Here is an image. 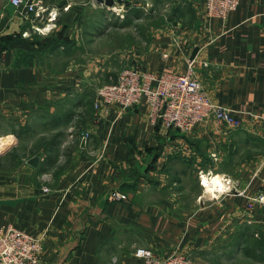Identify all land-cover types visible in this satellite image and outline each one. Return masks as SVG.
<instances>
[{
    "label": "crops",
    "instance_id": "crops-1",
    "mask_svg": "<svg viewBox=\"0 0 264 264\" xmlns=\"http://www.w3.org/2000/svg\"><path fill=\"white\" fill-rule=\"evenodd\" d=\"M139 2L112 19L104 1L42 0L44 16L25 18L0 0V138L14 139L0 152V227L37 238L42 264H142L137 247L215 264L263 253L264 206L246 203L264 175V0L224 16L207 0ZM126 64L190 68L239 127L165 128L145 100L95 107Z\"/></svg>",
    "mask_w": 264,
    "mask_h": 264
},
{
    "label": "built area",
    "instance_id": "built-area-1",
    "mask_svg": "<svg viewBox=\"0 0 264 264\" xmlns=\"http://www.w3.org/2000/svg\"><path fill=\"white\" fill-rule=\"evenodd\" d=\"M9 1L16 8H25V18H29V14L39 18L44 16L46 8L42 0ZM120 3L121 0H113L108 8L117 10ZM237 4L238 0H207L208 11L221 16L226 15ZM55 16L56 13L51 14L50 18ZM94 99L95 107L116 103L122 111L145 100L149 105V115L153 123L159 120L163 127L181 131L189 130L209 116L233 128L240 125V121L229 108L209 99L199 80L191 75L190 68L185 73L154 74L139 67H123L117 73L115 81L98 86ZM87 137L88 133L84 132L82 139ZM261 181V189L247 197L246 207L249 209L256 204L264 206V175ZM228 188L245 195V188L238 190L235 185ZM110 196L116 199L125 197L118 191H113ZM38 242L32 234L14 225L0 227V264H42L41 245ZM134 253L141 259L142 264H195L178 249L160 253L148 247H137Z\"/></svg>",
    "mask_w": 264,
    "mask_h": 264
},
{
    "label": "rangeland",
    "instance_id": "rangeland-1",
    "mask_svg": "<svg viewBox=\"0 0 264 264\" xmlns=\"http://www.w3.org/2000/svg\"><path fill=\"white\" fill-rule=\"evenodd\" d=\"M139 3H141V2H139V0H121V3L116 7V9L117 10H110L109 9V11L110 12H112L113 14H112V19L114 18V17H124V14L126 15V13L129 11L128 9H130V8H132V7H134V6H138L139 5ZM139 7H142L141 5H139ZM144 10H148V6H144V8H143ZM167 16H169V14H167V15H165V18H167ZM147 17V16H146ZM157 17H160V16H157ZM157 17L155 18L154 16L152 17V20H153V22H152V27H153V29H155L157 26H158V24L160 23V21L157 19ZM168 19V18H167ZM89 47H95L96 45L95 44H93V43H90V44H87ZM122 65V64H121ZM124 68H126V67H135V66H132V65H130V64H126V65H124L123 66ZM123 67H119L118 68V70L120 71L121 69H123ZM140 68V67H139ZM117 70V71H118ZM118 71V72H119ZM44 117H46V113L45 112H42L41 113ZM13 138L11 139V141H9L7 144H6V146L4 147V148H6L7 147V145L8 144H10L11 142H13ZM4 148H2V149H0V152L2 151V150H4ZM23 148V147H22ZM23 150V149H22ZM24 151V150H23ZM25 152H26V150H25ZM248 208V207H247ZM249 209V208H248ZM253 209V208H252ZM252 209H249V210H252ZM253 236V235H252ZM256 242V241H255ZM174 249H172V250H169V252H171V251H173ZM252 252H249L248 251V253H245L246 255L245 256H241L240 257V259H242L241 261H237V262H235V263H232V264H264V252L262 253H260V252H256V250H252V249H250ZM155 251V250H154ZM156 252V251H155ZM184 254H186L190 259H191V261H193V263H195V264H215V262L213 261V255H211V254H209V253H207V254H205V256L202 258L201 257V259L198 257V256H195V257H192L190 254H188V253H185V252H183ZM241 254V253H240ZM238 253H237V257H238ZM209 256L210 257H212V258H210L209 259ZM218 256V258H224L222 255L221 256H219L218 254L215 256V257H217ZM198 259H199V261H198ZM235 258H232L231 260H234ZM221 260H224V259H221Z\"/></svg>",
    "mask_w": 264,
    "mask_h": 264
},
{
    "label": "water",
    "instance_id": "water-1",
    "mask_svg": "<svg viewBox=\"0 0 264 264\" xmlns=\"http://www.w3.org/2000/svg\"><path fill=\"white\" fill-rule=\"evenodd\" d=\"M98 1H104V3L107 5V6H111L113 4V0H98ZM196 48L193 50L190 58L192 59L196 53ZM28 162H30L31 164H36L38 162V156H32L29 158Z\"/></svg>",
    "mask_w": 264,
    "mask_h": 264
},
{
    "label": "bare ground",
    "instance_id": "bare-ground-1",
    "mask_svg": "<svg viewBox=\"0 0 264 264\" xmlns=\"http://www.w3.org/2000/svg\"><path fill=\"white\" fill-rule=\"evenodd\" d=\"M9 141H11V136H6V138H0V149L4 148ZM202 181H204L206 183L208 182L206 178H204V179L202 178ZM216 181H218V180H216Z\"/></svg>",
    "mask_w": 264,
    "mask_h": 264
}]
</instances>
